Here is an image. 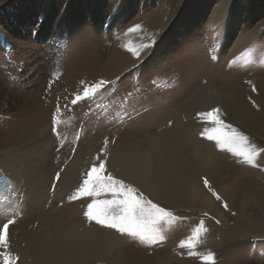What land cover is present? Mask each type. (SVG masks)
<instances>
[{
    "label": "rangeland",
    "instance_id": "rangeland-1",
    "mask_svg": "<svg viewBox=\"0 0 264 264\" xmlns=\"http://www.w3.org/2000/svg\"><path fill=\"white\" fill-rule=\"evenodd\" d=\"M136 24L141 25V30L126 35L127 29ZM212 26L218 35L211 31ZM153 37L154 46L139 60L121 47L129 40L147 42ZM57 41L66 42V50L58 48ZM249 49L252 50L250 64L238 62L228 66L229 61L244 56ZM91 55L97 60L89 67ZM212 56L217 59L213 60ZM261 60H264V0H0V130L9 134L18 132L28 148L33 149L38 139L48 144L46 166L20 172L14 170L11 162L9 165L3 161L0 150V169L11 177L10 182L0 180V198L8 197L20 203L23 213L10 228L11 251L21 257L19 264H41L37 252L39 241L45 232L56 226L58 230L63 228L59 231L63 237L76 227L79 232L84 228L85 232L106 235L119 248L124 244L130 251L146 254L143 264H154L161 250L157 249L155 256H149L152 249L127 244L114 232L87 228L81 216V205L87 201L65 202L60 207L59 193L53 198L46 185L48 177L58 170L57 157L59 166L68 165L65 169L67 177L62 173L66 183L61 187H68V178L73 184L77 183L93 162L105 137L115 141L109 145L111 158H115L127 151L132 140L156 138L157 143L165 141L170 147L178 133L179 138L191 135L187 148L196 141L205 156L214 153L223 165L245 174L247 179L242 182L246 188L259 194L252 202L243 204L242 209L240 202L237 209L223 197L230 205L226 210L202 185L226 213L220 217L169 202L168 195L162 198L146 191L115 167L110 158L109 167L115 175L134 183L150 198L186 217L169 233L163 248L165 264H211L198 256H188L186 249L178 247L179 240L191 234L204 212L222 223L218 225L206 220L210 231L195 251L201 255L215 253L216 264H264V172L236 163L230 154L219 152L212 143L199 139L197 133L203 125L195 119L196 112L216 105L226 111L218 95L224 87L221 84L235 81H240V85H249L247 81L257 84L258 78H264ZM57 64L59 79L52 74ZM174 75L178 78L175 88L161 90L152 84L156 78ZM12 77L19 79L14 81ZM117 77L120 78L117 84L108 86L93 100L70 105L74 93L82 90L81 80L94 82ZM35 88L42 100L40 109L48 114L43 128L38 131L34 126V109L25 105V99ZM133 92H137V98L131 102L135 119L123 126L106 124L105 110L98 105H108L107 115L114 116L125 102V95ZM54 105H67L61 108V119L65 123L60 131L66 142L59 151L55 148L56 138L48 132ZM167 119L173 121L172 128L165 127ZM225 119L249 134L253 144L264 147V129L260 134L252 133L234 123L228 113ZM260 124L264 128V122ZM81 129L84 132L73 156L72 141ZM39 133L45 134L39 138ZM258 161L264 166V156L258 157ZM183 167L188 176L197 178V183L202 184L197 163L184 162ZM43 168L47 169L44 170L47 174L40 182ZM225 175L228 176V172ZM40 185L44 189L41 202H33L31 194H34L35 186ZM17 193L20 201H15ZM239 211H243L246 220ZM3 218L0 215V219Z\"/></svg>",
    "mask_w": 264,
    "mask_h": 264
},
{
    "label": "snow or ice",
    "instance_id": "snow-or-ice-1",
    "mask_svg": "<svg viewBox=\"0 0 264 264\" xmlns=\"http://www.w3.org/2000/svg\"><path fill=\"white\" fill-rule=\"evenodd\" d=\"M140 30L141 25L136 24L127 29L126 35L135 34ZM211 31L218 35L215 26L211 27ZM154 44L155 38L153 37L147 42L143 40L139 42L129 40L122 44L121 47L139 60L142 54L152 48ZM57 47L66 50L67 44L63 41H57ZM251 52L252 50L249 49L248 53L244 56L229 61L228 66L232 67L238 62L245 65L250 64L252 62ZM211 58L213 60L217 59L215 56ZM261 63L264 64V60H261ZM52 74L56 75L57 79H59L60 73L58 64L56 70ZM12 79L15 81L18 80L19 77H12ZM119 79V77L115 80L101 78L94 82L81 80L80 84L82 85V90L74 93L73 98L69 102L70 105L75 106L81 101L93 100L100 95L103 90L108 88V86L117 84ZM204 83H207V81H204ZM246 83L251 86L252 92H257V87L252 81H247ZM152 84L161 90H168L177 87L178 78L175 75L166 79L156 78L152 80ZM50 87L51 84L48 85L49 89ZM138 91L139 90H137V92ZM137 92L127 93L125 95V102L120 105L119 110L115 112L114 116L109 117L107 115L108 105H98V107L105 110L104 122L106 124H119L123 126L130 120L135 119L131 102L137 98ZM248 99L254 107L259 108V105L252 100L251 96H249ZM62 107H67V105H54L53 110L50 112V126L48 132L56 138V151H59L66 142L65 135L60 131L61 125L65 123V121L61 119ZM226 116V111L219 105L213 106L205 111L196 112L195 119L203 125L197 133L198 138L212 143L219 152L230 154L236 163L252 166L258 171L264 172V166L258 161V157L264 156V147H258L253 144L250 135L234 124L229 123L225 119ZM97 122L99 123V121ZM172 126L173 121L167 119L165 127L172 128ZM161 131H163V129ZM83 132L84 130L81 129L73 138L71 149L73 156L76 154ZM44 134L45 133H39L38 135L42 138ZM179 137L180 134L178 133L176 139L178 140ZM111 143H115V141L110 140L108 137L103 139L102 146L93 157V162L82 173L77 183L73 184L71 179L68 178L67 188H62L61 185L66 183L64 177H67L65 169L68 165L65 163L63 166H59L60 160L59 157H57L55 163L58 165V170H55L48 177V183L46 185L47 191L53 198H56L59 193L60 207H63L65 202L73 204L78 201L86 200L87 202L81 205V216L87 228L92 229L96 227L114 232L123 237L127 244L144 250L152 249L153 252H149V256H155V250L159 249L161 250L160 255L158 259L154 261V264H165L163 248L168 241L169 233L174 230L176 225L183 223L186 217L178 215L172 207L150 198L149 195H146L145 192L134 183L127 182L125 179L115 175L109 167L111 158L109 145ZM47 151L48 149L46 146L41 145L29 150L25 154L10 152L6 155L14 157L11 160V164L15 169L24 171L39 168L45 163ZM120 163L126 166L132 174L138 175L144 179L145 182L152 184L162 197L168 195V184L163 182L162 179L154 176L150 170L145 171L141 167L138 157L128 156L126 159L121 158ZM62 173H64V177H62ZM0 180L10 182L11 177H9L3 169H0ZM200 182L204 188L212 193L215 200L219 202L224 209H229V204L213 188L207 176H201ZM11 186L13 191H15V185L12 184ZM15 201H20L19 193L16 194ZM0 215L4 216L3 219H0V264H19L21 257L17 253L11 251L10 228L17 223V216L23 215L21 204L10 200L8 197L0 198ZM233 215H235V213H233ZM206 220H212L218 225L222 223L215 216L204 212L196 226L191 229V234L179 240L178 247L180 249H186L187 255L190 257L198 256L206 262L216 264L215 253L208 252L207 254L201 255L195 251L197 246L203 242V236L210 231L206 226ZM80 232L84 240L89 241L93 239L91 232H85L84 228H81ZM173 251H175V249H173ZM128 264H143V261L137 259L135 255H133L129 258Z\"/></svg>",
    "mask_w": 264,
    "mask_h": 264
},
{
    "label": "bare ground",
    "instance_id": "bare-ground-1",
    "mask_svg": "<svg viewBox=\"0 0 264 264\" xmlns=\"http://www.w3.org/2000/svg\"><path fill=\"white\" fill-rule=\"evenodd\" d=\"M95 57V55H91L89 62L91 65H89V67L94 66L96 63L97 58L95 59ZM256 81H258L257 84H253L257 86V92H252L250 85H240V81H235L230 84H221V86L224 87L223 90L220 89L218 95L220 102L225 106L227 113L231 116L234 123L240 125L246 131L260 134L259 132L264 129L260 124L264 122V78L260 77ZM249 96L259 105V108L254 107L251 101L246 99V97L248 98ZM40 97L36 89L25 99V105L29 108H33L35 113L32 112L36 114L34 126L37 131L43 128L48 115L47 111L45 113L40 109V104L42 103ZM10 134L0 130V150L4 155L3 161L8 164L14 157L6 155L7 153L19 152L25 154L32 149L23 144L24 138L21 134H18V132H13V135L11 134L12 136ZM142 139L130 141L131 144L128 145L126 152L122 151L120 154L116 155L115 158L112 157L111 159L115 167L120 168L123 173L129 175L146 191L161 196L152 184L145 182L140 176L132 174L126 166H123L120 163L121 158L126 159L128 156L138 157L141 167L145 171L150 170L154 176L162 179L163 182L168 184L167 199H169V202L179 204L183 207L205 210L220 217L226 214L223 213V210L217 205L219 203H216L214 198L205 191L202 184L199 185L197 183V178L187 175V169L183 167L184 162H188L189 164L197 163L199 171H201L200 176H207L213 188L237 209H239L238 206H240L239 202L242 204L240 206L242 209L243 204L252 202V200H254L253 198L258 197V192L253 193V191L247 189L243 183L244 180L247 179L245 174L241 175L235 172L232 167L230 168L223 165L222 160L217 158L214 153H208L209 156H205V152L201 151V148L198 146L199 143L196 141L193 143V146L187 148L186 145L191 143V135L185 138H179L178 140L175 139L171 142L173 144L170 147L165 145V141L157 143L158 139L156 138L147 141ZM42 140L43 139H38V142L36 141L37 145L35 144L36 146L34 148L41 145L47 148L48 144ZM20 142L22 144L21 146H19ZM23 145L25 147H22ZM188 149L189 152H187ZM185 156H188V159ZM47 161L48 157L46 158V162L39 168L45 167ZM8 164L5 165L7 166ZM45 169L43 168L40 172V182L46 178L47 173L44 171ZM12 170L13 169L10 171ZM224 170L228 172V176L225 175L226 172ZM12 172V174H14V171ZM16 172H18V170ZM15 175L17 176V174ZM35 187L34 194H31V200L33 202H41L44 189L41 185ZM240 214L244 217V220H246V215L243 211L240 212ZM54 228L55 227L49 229L47 233L45 232V235L42 236L39 241L37 252L41 264H128L129 258L133 255L141 261H144L143 259L147 257L146 254L140 251L128 250L124 244H120V248L117 247L113 241L108 240L106 235L103 236L98 233H91L93 239L86 241L82 238V233L76 229L79 227L72 228L66 237H63L61 234L62 232H59L60 230L62 231L63 228L60 230L57 229V226L56 229Z\"/></svg>",
    "mask_w": 264,
    "mask_h": 264
}]
</instances>
